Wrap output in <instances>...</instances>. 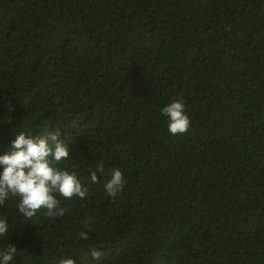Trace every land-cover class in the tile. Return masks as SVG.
<instances>
[{
	"label": "trees",
	"instance_id": "obj_1",
	"mask_svg": "<svg viewBox=\"0 0 264 264\" xmlns=\"http://www.w3.org/2000/svg\"><path fill=\"white\" fill-rule=\"evenodd\" d=\"M19 132H60L87 192L0 205L9 264H264V0H0V155Z\"/></svg>",
	"mask_w": 264,
	"mask_h": 264
},
{
	"label": "clouds",
	"instance_id": "obj_2",
	"mask_svg": "<svg viewBox=\"0 0 264 264\" xmlns=\"http://www.w3.org/2000/svg\"><path fill=\"white\" fill-rule=\"evenodd\" d=\"M167 117L168 131L172 135L186 133L190 127V118L181 99H173L161 109ZM60 132H48L44 136L27 135L19 132L12 141L11 149L0 155V205L9 197H19L18 211L31 220L37 212L44 210L47 217L63 216L65 209L60 206L56 194L72 199H83L87 188L82 186L75 171L58 167L69 159V149L60 138ZM97 171L103 172V164H98L91 171V181L97 182ZM123 173L119 168L113 169L110 179L105 184V191L115 196L123 187ZM9 225L5 218H0V237L8 233ZM82 239H88L87 232H81ZM17 252L15 245L9 243L0 249V264H9ZM101 252L91 249V257L99 259ZM59 264H76L71 257L61 258Z\"/></svg>",
	"mask_w": 264,
	"mask_h": 264
}]
</instances>
